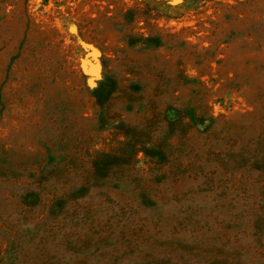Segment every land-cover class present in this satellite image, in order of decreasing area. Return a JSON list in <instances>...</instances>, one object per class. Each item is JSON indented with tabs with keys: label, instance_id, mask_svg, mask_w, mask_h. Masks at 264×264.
Wrapping results in <instances>:
<instances>
[{
	"label": "rangeland",
	"instance_id": "obj_1",
	"mask_svg": "<svg viewBox=\"0 0 264 264\" xmlns=\"http://www.w3.org/2000/svg\"><path fill=\"white\" fill-rule=\"evenodd\" d=\"M0 264H264V0H0Z\"/></svg>",
	"mask_w": 264,
	"mask_h": 264
}]
</instances>
